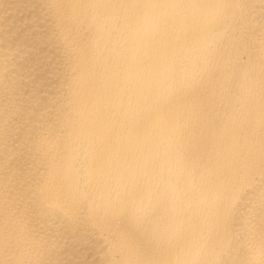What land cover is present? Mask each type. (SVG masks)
<instances>
[{
    "label": "bare ground",
    "instance_id": "obj_1",
    "mask_svg": "<svg viewBox=\"0 0 264 264\" xmlns=\"http://www.w3.org/2000/svg\"><path fill=\"white\" fill-rule=\"evenodd\" d=\"M0 264H264V0H0Z\"/></svg>",
    "mask_w": 264,
    "mask_h": 264
}]
</instances>
